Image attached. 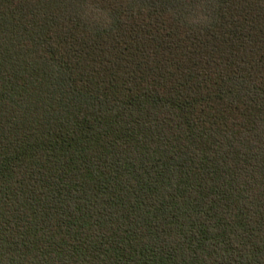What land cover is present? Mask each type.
I'll use <instances>...</instances> for the list:
<instances>
[{"label":"trees","instance_id":"obj_1","mask_svg":"<svg viewBox=\"0 0 264 264\" xmlns=\"http://www.w3.org/2000/svg\"><path fill=\"white\" fill-rule=\"evenodd\" d=\"M0 264H264V0H0Z\"/></svg>","mask_w":264,"mask_h":264}]
</instances>
